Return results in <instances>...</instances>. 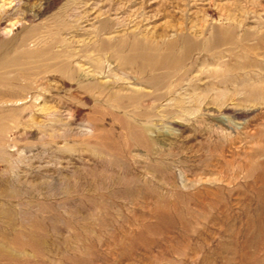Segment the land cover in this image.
<instances>
[{
	"label": "rangeland",
	"instance_id": "rangeland-1",
	"mask_svg": "<svg viewBox=\"0 0 264 264\" xmlns=\"http://www.w3.org/2000/svg\"><path fill=\"white\" fill-rule=\"evenodd\" d=\"M0 264H264V0H0Z\"/></svg>",
	"mask_w": 264,
	"mask_h": 264
},
{
	"label": "bare ground",
	"instance_id": "bare-ground-1",
	"mask_svg": "<svg viewBox=\"0 0 264 264\" xmlns=\"http://www.w3.org/2000/svg\"><path fill=\"white\" fill-rule=\"evenodd\" d=\"M160 62V61H159ZM159 62H156L157 63V65L155 66L156 68L158 67V66H160V63Z\"/></svg>",
	"mask_w": 264,
	"mask_h": 264
}]
</instances>
